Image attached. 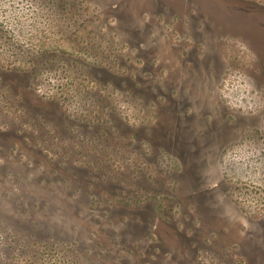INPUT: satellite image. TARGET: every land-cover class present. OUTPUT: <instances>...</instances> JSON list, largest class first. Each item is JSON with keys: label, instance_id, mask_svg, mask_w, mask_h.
Returning <instances> with one entry per match:
<instances>
[{"label": "rangeland", "instance_id": "rangeland-1", "mask_svg": "<svg viewBox=\"0 0 264 264\" xmlns=\"http://www.w3.org/2000/svg\"><path fill=\"white\" fill-rule=\"evenodd\" d=\"M0 264H264V0H0Z\"/></svg>", "mask_w": 264, "mask_h": 264}]
</instances>
